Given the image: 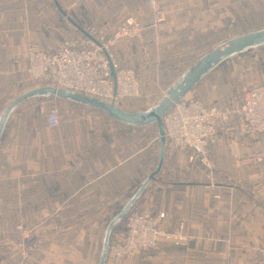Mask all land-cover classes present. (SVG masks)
Returning a JSON list of instances; mask_svg holds the SVG:
<instances>
[{
  "label": "crops",
  "instance_id": "obj_1",
  "mask_svg": "<svg viewBox=\"0 0 264 264\" xmlns=\"http://www.w3.org/2000/svg\"><path fill=\"white\" fill-rule=\"evenodd\" d=\"M156 1L163 15L157 28L172 42L171 51L162 54L166 63L180 59L194 44L204 45L211 32L264 21V0ZM66 2L0 0V115L19 95L38 88L26 73L28 49L51 52L81 29L73 18H79L81 9L70 12L71 19L63 11ZM228 11H234L235 18L226 20ZM151 14L156 24L152 10ZM55 38L58 44L53 47ZM131 44L113 49L118 65L121 47ZM249 56L258 68L255 84H264V48L237 58ZM202 82L190 93L207 88ZM208 101L201 102L225 109L239 106L242 97L232 107ZM45 103L108 118L88 107L48 99L30 100L13 113L0 139V264L4 242L17 238L18 215L26 217L34 233L28 264H96L108 217L119 213L157 166L158 131L155 126L128 127L110 118L116 125L79 127L74 121L61 122L60 114L59 124L50 128L41 113ZM231 124L208 149L210 171L193 149L179 153L165 147L159 172L134 205L163 213L159 227L164 234L181 226L187 247L163 238L155 251L121 264H260L264 135L245 136L241 125Z\"/></svg>",
  "mask_w": 264,
  "mask_h": 264
},
{
  "label": "built area",
  "instance_id": "obj_2",
  "mask_svg": "<svg viewBox=\"0 0 264 264\" xmlns=\"http://www.w3.org/2000/svg\"><path fill=\"white\" fill-rule=\"evenodd\" d=\"M148 5L155 15L156 24L161 23L163 15L156 1L149 0ZM141 35L139 22L129 16L109 34L77 29L51 52L30 47L27 51L28 79L38 87L64 89L120 107L123 101L139 96V87L133 69L119 66L113 49L121 44H131ZM41 113L46 114L48 127L54 128L59 124L56 108L45 103ZM232 121L241 125L245 136L264 135V84L248 89L242 95L241 104L232 108L220 109L197 99H181L162 119L166 148L179 153L193 149L199 163L210 171L208 149ZM163 216V213L150 208L133 206L125 218V234L109 246L106 264H121L155 251L163 238L186 248L188 237L182 233L181 226L172 234L162 232L159 222ZM17 230L23 240L29 238V231L21 225ZM259 257L260 264H264V246ZM28 258L25 255L21 264H28Z\"/></svg>",
  "mask_w": 264,
  "mask_h": 264
},
{
  "label": "rangeland",
  "instance_id": "obj_3",
  "mask_svg": "<svg viewBox=\"0 0 264 264\" xmlns=\"http://www.w3.org/2000/svg\"><path fill=\"white\" fill-rule=\"evenodd\" d=\"M66 1L63 11L67 17L72 19L70 12H73L74 9L78 7L81 9L78 15L79 18H73L77 20L83 30L109 34L118 29L129 16H133L141 23V27H143L141 40L137 39L130 46H123L120 50L121 58L119 59V65L124 68H131L135 71L140 88L138 98L124 101L120 105L121 109L127 112H139V110L146 111L153 107L156 101L165 93L167 86L172 84L190 64L205 54L215 44H219L241 34L264 29L263 21L259 24L234 27L231 31L228 30L220 33L211 32L208 37H206L207 41L204 45H202V43H197L198 46L194 44L189 47L187 54L180 57V59L175 62L169 61L166 63L162 60V54L171 51L172 42L167 37L168 33L164 35V33L158 30V24L154 23L151 10L147 6L148 0ZM237 15L239 18H242L240 14L237 13ZM225 17L226 20H231L232 17L235 18L234 11H228V15ZM55 24L51 27L59 28ZM57 44L58 40L55 38L53 47H56ZM255 55V57H258V54ZM257 70L258 68L251 56L245 60L237 57L233 58L222 64L202 82V85H206L207 88H196L187 98H194L207 103L209 102L208 100H210L213 101L211 105L215 106H235L242 95L248 89L256 85L257 77L255 76ZM50 106H54V108L58 110L61 122L63 123L74 121L79 127L89 126L105 128L116 125L112 120L99 116L94 112L81 109L72 111L64 108L62 105H55L53 103H50ZM150 136L151 135H149V137ZM112 217L113 216L108 217L107 221L109 222ZM18 225H21L24 229L29 231L30 236L28 239H22L17 230ZM125 229L124 222L118 224L111 234V241H115L124 234ZM14 232L17 234V238L13 242H4L5 249L2 251L4 264H21L24 256L27 255L29 257L30 255V245L34 233L28 226L24 215L15 217Z\"/></svg>",
  "mask_w": 264,
  "mask_h": 264
},
{
  "label": "water",
  "instance_id": "obj_4",
  "mask_svg": "<svg viewBox=\"0 0 264 264\" xmlns=\"http://www.w3.org/2000/svg\"><path fill=\"white\" fill-rule=\"evenodd\" d=\"M259 48H264V29L242 34L222 42L194 62L170 87H168L165 93L156 101V104L146 111L127 112L114 104H109L94 97L81 95L64 89H55L52 87L35 88L19 95L2 111L0 115V139L13 113L24 103L33 99L68 101L96 110L117 123L128 127L145 128L155 126L157 128L159 137V158L155 170L142 182L119 213L112 217L105 227L100 254L96 264H106L113 229L136 204L162 166L166 147L162 125L163 117L171 110L174 104L185 98L188 93L222 63L235 56Z\"/></svg>",
  "mask_w": 264,
  "mask_h": 264
},
{
  "label": "trees",
  "instance_id": "obj_5",
  "mask_svg": "<svg viewBox=\"0 0 264 264\" xmlns=\"http://www.w3.org/2000/svg\"><path fill=\"white\" fill-rule=\"evenodd\" d=\"M261 30H262V29H261ZM208 35H209V34H208ZM238 36H239V35H238ZM221 43H222V42H221ZM221 43H219V44H221ZM219 44H215L212 48H214L215 46H217V45H219ZM212 48H210L207 52H209ZM207 52H206V53H207ZM246 53H248V52H246ZM246 53L241 54V55H238V56H235V57H233V58L240 57V56H242V55H245ZM233 58H231V59H233ZM231 59H229V60H231ZM227 61H228V60H227ZM227 61H225V62H227ZM194 62H195V61H194ZM194 62H193V63H194ZM225 62H224V63H225ZM193 63H192V64H193ZM192 64H190V66H191ZM222 64H223V63H222ZM222 64H221V65H222ZM190 66H189V67H190ZM189 67H188V68H189ZM208 76H209V75H208ZM208 76H207V77H208ZM207 77H206V78H207ZM256 86H258V85H256ZM253 87H255V86H253ZM133 112H136V111H133ZM125 218H126V216L123 218V220H122L120 223H122V222L125 223ZM120 223H119V224H120ZM115 228H116V227H115ZM115 228H114V229H115ZM114 229H113V230H114ZM124 234H125V232H124ZM124 234H122L120 237H122ZM120 237H119V238H120ZM119 238H117V240H115V241H111V239H110V244L115 243L116 241H118Z\"/></svg>",
  "mask_w": 264,
  "mask_h": 264
}]
</instances>
